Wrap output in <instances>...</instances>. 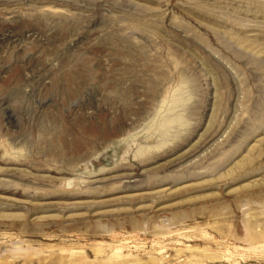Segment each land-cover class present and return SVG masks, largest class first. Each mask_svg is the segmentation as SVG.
Returning a JSON list of instances; mask_svg holds the SVG:
<instances>
[{
	"label": "rangeland",
	"instance_id": "374dc122",
	"mask_svg": "<svg viewBox=\"0 0 264 264\" xmlns=\"http://www.w3.org/2000/svg\"><path fill=\"white\" fill-rule=\"evenodd\" d=\"M0 264H264V0H0Z\"/></svg>",
	"mask_w": 264,
	"mask_h": 264
},
{
	"label": "bare ground",
	"instance_id": "6f19581e",
	"mask_svg": "<svg viewBox=\"0 0 264 264\" xmlns=\"http://www.w3.org/2000/svg\"><path fill=\"white\" fill-rule=\"evenodd\" d=\"M71 141H72V140H71ZM77 142H78V141H74V140H73V144H74V143L76 144ZM54 156H55V155H54Z\"/></svg>",
	"mask_w": 264,
	"mask_h": 264
}]
</instances>
